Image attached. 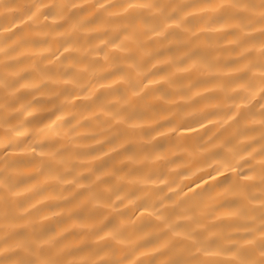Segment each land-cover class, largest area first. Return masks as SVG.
Instances as JSON below:
<instances>
[{
  "label": "clouds",
  "instance_id": "clouds-1",
  "mask_svg": "<svg viewBox=\"0 0 264 264\" xmlns=\"http://www.w3.org/2000/svg\"><path fill=\"white\" fill-rule=\"evenodd\" d=\"M0 264H264V0H0Z\"/></svg>",
  "mask_w": 264,
  "mask_h": 264
}]
</instances>
